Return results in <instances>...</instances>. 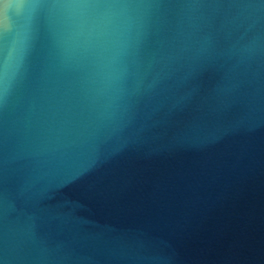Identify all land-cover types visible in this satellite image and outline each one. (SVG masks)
<instances>
[{"label":"water","instance_id":"1","mask_svg":"<svg viewBox=\"0 0 264 264\" xmlns=\"http://www.w3.org/2000/svg\"><path fill=\"white\" fill-rule=\"evenodd\" d=\"M0 264H264V0H0Z\"/></svg>","mask_w":264,"mask_h":264}]
</instances>
